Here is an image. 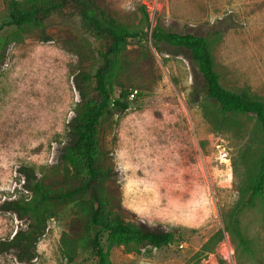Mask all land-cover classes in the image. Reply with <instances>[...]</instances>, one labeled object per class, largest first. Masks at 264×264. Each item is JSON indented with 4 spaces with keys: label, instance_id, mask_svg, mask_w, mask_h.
<instances>
[{
    "label": "rangeland",
    "instance_id": "rangeland-1",
    "mask_svg": "<svg viewBox=\"0 0 264 264\" xmlns=\"http://www.w3.org/2000/svg\"><path fill=\"white\" fill-rule=\"evenodd\" d=\"M99 1L127 21L138 22L144 7L150 14L146 40L127 44L141 55L140 65L123 77L136 95L128 94V108H114L101 129L112 191L145 228L178 230L172 243L137 252L123 245L109 248L106 236L102 245L112 264H261L260 205L242 217L254 252L237 251L228 233L213 250L202 248L224 227L261 152L255 143L249 147L254 119L242 115L235 125L213 123L206 96L192 94L200 79L194 64L185 53L157 52L151 31L157 22L203 35L223 29L214 46L221 82L264 97V0ZM8 12L0 0V48L7 42L0 49V264H96L94 251L82 242L73 261L64 254L72 220L83 210L76 201L63 205L28 241L20 235L31 220L19 216L13 201L30 198L37 181L60 182L63 153L75 137L76 108L97 96L93 75L106 41L70 8L51 14L42 27L20 29L22 35L12 39L16 28L8 23ZM121 89L115 84L111 97L118 98Z\"/></svg>",
    "mask_w": 264,
    "mask_h": 264
},
{
    "label": "trees",
    "instance_id": "trees-1",
    "mask_svg": "<svg viewBox=\"0 0 264 264\" xmlns=\"http://www.w3.org/2000/svg\"><path fill=\"white\" fill-rule=\"evenodd\" d=\"M4 1L9 11L8 23L16 28L12 39L22 35L20 29L42 27L51 14L70 8L80 15L88 30L106 41L105 47L99 50L101 59L93 75L97 96L84 99L76 108L72 124L75 137L63 153L60 182L43 184L37 181L30 198L13 201L19 216L31 220L30 229L20 235V239H36L63 205L76 201L83 210L73 218V236L64 239L63 248L70 261L76 258L81 242L94 251L96 264H112L109 248L115 245H123L128 252H137L148 245L162 247L172 243L178 235L177 229H148L137 222L135 213L129 217L112 191L110 168L105 163L100 137L103 122L114 113V108L125 110L129 106L130 91L125 88L123 77L140 65L141 55L137 48H128L127 44L135 38L146 40L149 12L144 7L140 20L134 22L109 11L99 0ZM223 35L224 30L219 27L203 35L180 32L159 22L151 31L152 45L157 52L185 53L194 64L200 79L192 94L206 96L212 108L213 123L235 125L242 115H252L254 119L249 147L255 143L261 147V152L239 186L238 200L226 214L224 227L214 232L202 246L211 251L228 233L237 251L252 253L254 242L242 226V217L248 209L258 205L264 212V97L245 89H230L221 82L214 46ZM2 58L0 50V60ZM115 84L122 88L118 98L111 97L110 88ZM86 95L82 92V96ZM106 236L108 249L102 245Z\"/></svg>",
    "mask_w": 264,
    "mask_h": 264
},
{
    "label": "built area",
    "instance_id": "built-area-1",
    "mask_svg": "<svg viewBox=\"0 0 264 264\" xmlns=\"http://www.w3.org/2000/svg\"><path fill=\"white\" fill-rule=\"evenodd\" d=\"M136 92H137V90H131V91L129 92V96H130V97H134V96L136 95Z\"/></svg>",
    "mask_w": 264,
    "mask_h": 264
}]
</instances>
